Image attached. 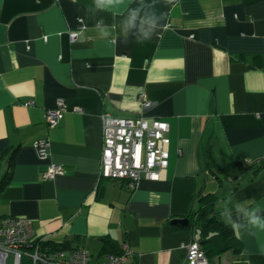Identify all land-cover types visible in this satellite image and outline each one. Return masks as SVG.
<instances>
[{"label":"crops","instance_id":"obj_1","mask_svg":"<svg viewBox=\"0 0 264 264\" xmlns=\"http://www.w3.org/2000/svg\"><path fill=\"white\" fill-rule=\"evenodd\" d=\"M132 10L137 27L126 29ZM145 16L157 21L147 40ZM57 98L65 111L48 128ZM103 113L168 123L157 180L141 174L130 190L98 178ZM39 138L49 140L43 159ZM13 148L0 217L30 219L38 237L71 241L93 264L110 249L104 239L116 251L129 245L126 264H182L197 236L172 221L202 191L217 196L241 242L240 255L210 264L264 257V228L251 222L264 219V0H122L106 10L94 0H0V176ZM51 162L62 174L46 179Z\"/></svg>","mask_w":264,"mask_h":264},{"label":"built area","instance_id":"obj_2","mask_svg":"<svg viewBox=\"0 0 264 264\" xmlns=\"http://www.w3.org/2000/svg\"><path fill=\"white\" fill-rule=\"evenodd\" d=\"M78 32L69 33L70 41L77 38ZM147 105V102H144ZM78 110V108H75ZM65 111V102L57 98L53 107L44 111L48 128L55 127ZM169 125L165 120H148L142 115L117 117L107 113L101 115V155L98 178L123 180L128 189H134L143 174L147 179L157 180L159 173L168 165ZM33 146L38 156L47 155L48 138L36 139ZM264 160V156H263ZM62 174L59 164L49 163L43 176L52 179ZM45 239L38 237L31 220L24 216L7 215L0 217V264H93L84 248L51 249L43 245ZM186 256L182 264H210L197 239L185 244ZM131 252L125 242L118 252L104 253L101 262L96 264H126Z\"/></svg>","mask_w":264,"mask_h":264},{"label":"trees","instance_id":"obj_3","mask_svg":"<svg viewBox=\"0 0 264 264\" xmlns=\"http://www.w3.org/2000/svg\"><path fill=\"white\" fill-rule=\"evenodd\" d=\"M15 151L16 148H13L6 156L7 169L0 176V192L10 181ZM217 200L218 198L214 193L199 192L195 198L197 207L187 215V222L184 225H180L179 222L172 221L175 228H189L195 233L209 263L212 258L219 256L225 251H232L237 255L241 254L240 239L235 234L232 225L224 220L223 213L226 209L220 207L217 204ZM103 241L104 248H110L104 252L119 251L113 250V243L107 239H104ZM43 245H46L51 249L72 247L71 241H65L59 244L45 241ZM247 260L249 264H264V257L261 256H249L247 257Z\"/></svg>","mask_w":264,"mask_h":264},{"label":"clouds","instance_id":"obj_4","mask_svg":"<svg viewBox=\"0 0 264 264\" xmlns=\"http://www.w3.org/2000/svg\"><path fill=\"white\" fill-rule=\"evenodd\" d=\"M122 2V0H94V3L100 10H106L107 8L113 6L114 4ZM138 13L135 10H132L126 20L124 21V27L126 29H131L137 27ZM140 30L142 36L145 40L149 39L152 35L153 29L157 26V21L154 16L149 17L145 16L140 21ZM251 222L254 225H257L261 228H264V219L252 214Z\"/></svg>","mask_w":264,"mask_h":264},{"label":"water","instance_id":"obj_5","mask_svg":"<svg viewBox=\"0 0 264 264\" xmlns=\"http://www.w3.org/2000/svg\"><path fill=\"white\" fill-rule=\"evenodd\" d=\"M174 221L179 222V223H186L187 219L183 218V219H175Z\"/></svg>","mask_w":264,"mask_h":264},{"label":"rangeland","instance_id":"obj_6","mask_svg":"<svg viewBox=\"0 0 264 264\" xmlns=\"http://www.w3.org/2000/svg\"><path fill=\"white\" fill-rule=\"evenodd\" d=\"M8 264H11V258L8 259Z\"/></svg>","mask_w":264,"mask_h":264}]
</instances>
